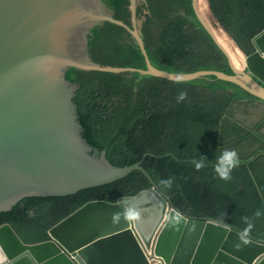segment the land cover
<instances>
[{"label":"water","instance_id":"1","mask_svg":"<svg viewBox=\"0 0 264 264\" xmlns=\"http://www.w3.org/2000/svg\"><path fill=\"white\" fill-rule=\"evenodd\" d=\"M130 0L132 27L115 18L105 0H0V213L29 197L74 195L142 171L151 186L114 203L90 202L48 232L49 240L26 244L10 224L0 227V264H264V241L240 243L232 225L182 214L138 163L118 168L91 155L82 138L78 85L66 79L70 68L111 74L138 72L174 82L178 73L155 67L139 31ZM198 21L230 64L231 74L199 70L184 82L208 79L230 83L264 102V30L247 53L215 17L209 23L192 0ZM103 22L126 29L145 57L147 69L102 66L89 53L88 37ZM242 53L236 66L213 29ZM127 210L138 219L113 224ZM156 261V262H155Z\"/></svg>","mask_w":264,"mask_h":264},{"label":"trees","instance_id":"2","mask_svg":"<svg viewBox=\"0 0 264 264\" xmlns=\"http://www.w3.org/2000/svg\"><path fill=\"white\" fill-rule=\"evenodd\" d=\"M206 1L210 21L217 17L238 44L252 53V40L264 30V0ZM105 2L116 19L132 27L130 0ZM137 19L149 58L158 69L232 73L226 54L198 21L192 0L140 1ZM88 41L92 60L102 66L147 69L139 45L123 27L103 22ZM66 79L79 87L73 102L91 155L106 152L107 160L118 168L134 165L146 155L142 167L183 214L215 219L239 232L246 227L243 218L248 217L254 224L249 237L264 240V117L251 125L237 118L258 107L256 98L214 76L207 79L211 84L205 80L176 84L138 72L70 68ZM182 91L187 99L178 103L176 97ZM225 149L235 150L240 158L228 181L214 171ZM202 156L205 166L197 171L195 162ZM167 179L173 180L171 187L161 183ZM150 186L142 171H133L111 184L74 195L25 198L11 211L0 213V227L10 224L26 244L48 241L51 228L87 203H114ZM257 210L262 212L259 218L254 216Z\"/></svg>","mask_w":264,"mask_h":264},{"label":"clouds","instance_id":"3","mask_svg":"<svg viewBox=\"0 0 264 264\" xmlns=\"http://www.w3.org/2000/svg\"><path fill=\"white\" fill-rule=\"evenodd\" d=\"M202 80H207V79H202ZM194 82H196V81H194ZM174 83H176V84L184 83L183 75L179 74V73L176 74L175 77H174ZM176 99H177L178 103L179 102H183L184 100L187 99V92L186 91L180 92L177 95ZM258 101H260V100H258ZM260 102H262V101H260ZM258 121H256V122H258ZM205 162H206V158L203 157V156H202V158L200 160L196 161L195 162L196 170L199 171L202 167H204L205 166ZM239 164H240V158H239L237 152L235 150L225 149L222 152V154L217 158V162L215 164L214 171H215V173H216V175H217V177L219 179L224 180V181H228V180H230L232 178L231 173H232L233 169L237 168L239 166ZM161 183L164 186H166V187H171V185L173 183V180L172 179H167V180L161 181ZM261 215H262V212L260 210H257L254 213V216L256 218H259ZM122 219H125V220L138 219V213L130 214L127 210H125L123 212H115V213L112 214V222H113V224L120 223ZM191 219H194V218H191ZM243 219H244V221L246 223V227L238 235L240 243H238L236 245L237 248H239L241 245H246L249 242L248 238H249L250 233H251V231H252V229L254 227V224L252 223V221L248 217H244ZM196 220H202V219H196ZM205 220H213V219H205ZM262 241H264V240H262Z\"/></svg>","mask_w":264,"mask_h":264},{"label":"bare ground","instance_id":"4","mask_svg":"<svg viewBox=\"0 0 264 264\" xmlns=\"http://www.w3.org/2000/svg\"><path fill=\"white\" fill-rule=\"evenodd\" d=\"M198 7H199V11L206 17L207 21L209 23H211V21L208 17L207 1L206 0H198ZM211 28L213 29V31H214L218 41L220 42V44L222 46H224V48L232 56L236 66L242 65V58H241L242 53H241V51L234 45V43L228 37H225L224 35L219 34V32L215 28H213V26Z\"/></svg>","mask_w":264,"mask_h":264},{"label":"rangeland","instance_id":"5","mask_svg":"<svg viewBox=\"0 0 264 264\" xmlns=\"http://www.w3.org/2000/svg\"><path fill=\"white\" fill-rule=\"evenodd\" d=\"M205 83L211 84L212 82L205 80ZM264 117V104L258 105V107L250 108L246 113H241L237 115V118L241 119L245 125H251L255 123L259 119H263Z\"/></svg>","mask_w":264,"mask_h":264},{"label":"crops","instance_id":"6","mask_svg":"<svg viewBox=\"0 0 264 264\" xmlns=\"http://www.w3.org/2000/svg\"><path fill=\"white\" fill-rule=\"evenodd\" d=\"M254 104H255V105H263V103L260 102V101H258V100H255V101H254Z\"/></svg>","mask_w":264,"mask_h":264}]
</instances>
